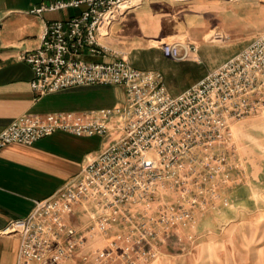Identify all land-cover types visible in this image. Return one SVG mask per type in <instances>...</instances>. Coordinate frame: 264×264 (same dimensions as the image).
Instances as JSON below:
<instances>
[{"label":"built area","instance_id":"built-area-1","mask_svg":"<svg viewBox=\"0 0 264 264\" xmlns=\"http://www.w3.org/2000/svg\"><path fill=\"white\" fill-rule=\"evenodd\" d=\"M145 1L53 0L28 11L39 16L79 10L46 23L38 47L20 56L32 70L30 86L38 96L99 86L121 87L126 97L118 106L16 119L0 131V150L9 144L31 146L58 131L88 138L114 133L76 176L35 202L26 217L7 224L3 233L19 239L17 264H72L95 236L107 246L123 242L131 247L128 254L152 256L157 238H169L218 197L217 183L229 177V155L222 150L233 147L234 125L264 113V31L175 96L159 72L134 69L124 58L83 60L108 55L99 37ZM212 36L224 39L220 32ZM160 49L173 61L198 60L194 44L163 43ZM165 194L175 200L163 202ZM157 204V215L149 216ZM77 208L86 216L80 227L70 224ZM114 229L129 233L107 240ZM109 257L102 250L94 259L103 263Z\"/></svg>","mask_w":264,"mask_h":264},{"label":"crops","instance_id":"crops-1","mask_svg":"<svg viewBox=\"0 0 264 264\" xmlns=\"http://www.w3.org/2000/svg\"><path fill=\"white\" fill-rule=\"evenodd\" d=\"M53 0H0V131L24 117H40L55 112H81L118 106L125 101L121 87H79L40 97L32 90L31 68L20 59L34 50L46 23L63 21L79 10L32 15L28 11ZM264 11L262 0H147L112 23L99 37L108 49L105 57L83 56L87 62L124 58L141 71L159 72L168 92L175 96L196 84L208 72L218 68L245 48L264 31L257 17ZM211 30H221L233 38L224 58L207 43ZM185 39L197 47V61H173L163 56L160 45ZM110 91L114 98L110 99ZM107 100L104 99L105 96ZM101 137H76L55 132L31 146L9 144L0 150V264H17L19 239L3 230L11 221L26 217L37 201L52 196L64 183L76 176L89 158L105 149ZM86 221L77 208L72 222Z\"/></svg>","mask_w":264,"mask_h":264},{"label":"rangeland","instance_id":"rangeland-1","mask_svg":"<svg viewBox=\"0 0 264 264\" xmlns=\"http://www.w3.org/2000/svg\"><path fill=\"white\" fill-rule=\"evenodd\" d=\"M264 2V0H262ZM264 24V11L257 17ZM220 32L224 39L214 40L212 34ZM245 36L233 38L221 30H211L206 36L208 44L215 46L216 56L224 58L232 44L241 43ZM181 43L186 42L180 39ZM111 88H105L110 89ZM114 98V92L105 100ZM233 147L222 150L229 155L225 182L217 183L218 197L205 209L194 212L193 221L179 227L169 238H157L152 245V256H142L130 250L123 242L107 246L95 236L82 248L72 264H264V113L243 119L233 127ZM113 132L100 143L112 142ZM97 141V146L100 144ZM175 197L165 194L162 201L172 203ZM158 204L148 209L149 216H156ZM84 223V221H83ZM83 223L70 224L80 227ZM126 230L114 229L107 240H113ZM134 249V248H132ZM150 249L145 247L144 251ZM110 254L103 263L95 262L98 251Z\"/></svg>","mask_w":264,"mask_h":264}]
</instances>
